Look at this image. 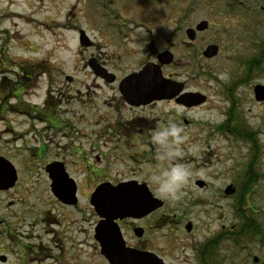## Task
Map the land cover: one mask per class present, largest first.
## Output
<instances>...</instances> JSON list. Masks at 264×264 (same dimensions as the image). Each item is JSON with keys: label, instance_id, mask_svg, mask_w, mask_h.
<instances>
[{"label": "rangeland", "instance_id": "1", "mask_svg": "<svg viewBox=\"0 0 264 264\" xmlns=\"http://www.w3.org/2000/svg\"><path fill=\"white\" fill-rule=\"evenodd\" d=\"M262 6L263 0H0V153L9 156L19 174L14 189L0 192V253H7L11 247L6 238L42 237L45 242L51 236L45 233V228L51 227L42 214L47 211L51 212L50 217L64 222L77 217L79 231H72L69 226V231L63 232L65 239L90 238L89 220L82 222L81 215L72 214L52 193L51 180L38 158L44 154L41 148L47 146L48 157H64L67 169L80 182L79 209H93L87 196L89 184L92 187L97 180L136 178L152 184L157 198L164 202L158 208L162 209L159 215H178L194 222L191 235L176 233V227L173 231L166 229L165 223L154 225L148 237H155L156 246L167 243L159 237L170 238L169 243L176 246L184 238L202 240L221 223L216 221L218 209L226 214L224 220L231 218L230 209H237L238 205H231L232 200L221 197L218 190L234 175L215 177L219 169L230 164L225 159L218 164L231 152L229 142L220 140L217 134L204 140L210 130L202 126L218 124L223 119L216 108L222 103L221 90L244 75L243 64L254 50L253 42L264 39V11L259 10ZM203 20L210 27L198 32L197 39L189 43L186 30ZM80 31L86 33L92 45L81 44ZM209 44L220 47L212 58L202 55ZM163 51L173 53L175 60L174 65L162 68L164 76L188 81L196 89L205 83L204 90L210 96L206 106L184 109L164 102L128 109L120 100L116 84H103L89 66V60L97 56L121 77L138 71L145 62L156 61V53ZM35 64L38 66L34 68ZM30 65L33 68L28 75L33 77L32 81L24 80L25 89L19 99L12 97L20 68ZM257 82L264 83V74L252 83ZM250 87L239 86L236 93L251 97ZM50 96L52 105L44 107V100ZM33 104L46 110V121L38 118L40 112L31 107ZM248 107L255 117L252 125L264 127V107L253 102ZM22 110L29 111L31 116L20 114ZM51 115L58 116L63 129L51 126ZM184 118L196 124L187 126ZM166 123H175L182 129L180 162L191 171L180 198L175 200L162 198L151 179L162 167L175 163L158 158V147L152 139L153 133ZM110 126L126 128L116 135L117 141L109 139L113 136ZM132 127H143L145 132L134 134ZM77 151L89 157L86 163L93 166L84 163ZM247 151L246 147L239 149V157L244 158ZM97 155L100 161L95 159ZM259 157L263 162L262 146ZM92 169L103 172L94 175ZM199 179L211 186L200 187L196 183ZM256 188L252 202L264 212V181ZM86 211L90 218L91 211ZM144 225L148 227L149 222ZM71 226L76 229L77 224ZM126 233L133 242L131 233ZM181 250L178 245L175 255H180ZM18 258L10 255L7 264H19ZM93 262L100 263L97 257Z\"/></svg>", "mask_w": 264, "mask_h": 264}, {"label": "flooded vegetation", "instance_id": "2", "mask_svg": "<svg viewBox=\"0 0 264 264\" xmlns=\"http://www.w3.org/2000/svg\"><path fill=\"white\" fill-rule=\"evenodd\" d=\"M259 10L264 11V6H262ZM198 32L196 33V36L193 40L188 38L189 43L194 42L197 39ZM253 43L254 50L249 54L248 59L243 64L244 75L242 77L234 78L229 85H227L228 83L225 84L224 88L220 92V96H223L220 100V102L222 103L220 107L216 108L219 112H221V116H223V119H221L218 124L214 122L215 124L213 123V125L208 123L206 126H202V128L210 130L209 132H207L204 140L209 139L208 137L211 134H217V137L220 140L229 142L228 148L231 150V152L228 153L225 158L219 159L218 164L224 163L223 159L230 162V164L227 165V168L219 169L215 174V177L217 179H221L222 177H225L227 175H230V177L232 176V174L234 175V178H230V182L221 186L218 191L221 197L232 200L231 205L234 206L236 204L238 205L240 202H242V200H244L243 198H245V201H243L244 205L242 206V209H230L232 212V217L226 220H224L226 214L223 213L222 209H218L216 221L218 220L221 223L218 224L216 230L207 233L200 241H195L191 238H184V240L181 239V243L178 242L177 246L174 242L169 243L170 238L168 237H159L162 240H165L167 243L163 246H160L158 244L156 246V244H154L153 242L157 241L154 239L155 237H148L150 229L155 228L154 225H156L157 227L165 223L164 227L166 229L170 227V229L173 231V227H176V233L184 232L191 235L195 230L194 222L190 220H182L178 215H169L166 213H162L159 215L158 213L162 209H155L145 215L115 219L114 222L117 224L126 246L137 250L141 254H143L144 252H148L152 253L153 256H155L154 259L146 258V260H140L139 264H174L175 260L178 261V264H181L183 262L184 264L188 262L190 264H264V212L260 211V209H258L252 202V196L254 192L258 190L256 188L258 183L264 181V161L260 163V160H263V158L259 157L261 146L264 147V127L262 125H252V119L255 117L251 113V109L248 107L249 102H253L254 104L257 103L261 107H264V99L259 100L256 97V86L260 85L264 87V83H252L257 78H259V75L264 74V39L259 43L257 42L258 44L255 42ZM90 44L92 45L93 43L90 41ZM203 53L202 55L204 56ZM159 54L160 53H156V61L145 62L138 71H140L144 66L148 64H160L158 59ZM174 64L175 60H173V62L169 65ZM166 65H162V68H164ZM89 66L91 67L92 73L96 76L97 80H100L103 84L109 86L111 84H116L118 92L120 94V100L128 109L131 110L154 107L158 105V103L164 102L172 103V105L179 106L184 109H192L196 107L206 106L208 102H210V96L204 90L205 83L202 84L201 88L196 89L194 87H191L188 81H178L174 80V78L169 79H171L173 82L183 83L182 91L175 97L161 100H152L147 103H139L135 100L129 102L122 94L120 85L128 75L138 71H133L120 77L116 73L112 72L104 62H100L97 56H93L89 60ZM20 69L21 73L18 74V82L15 84L17 88L15 89L16 91H14V93L12 94V97H16L17 99H19L20 97V92L25 89L24 80L32 81L31 79L33 78L28 75L32 70L30 66H23ZM248 84L251 86V97H247L245 94L239 95L238 93H236V91L239 89V86L244 87ZM186 93L199 94L188 95ZM51 97L52 96L47 97L44 100V107L49 106V104L52 105ZM250 98H252V100ZM31 107L34 108L35 111L40 112L38 118H44L43 120H45V118L49 116H47V112L45 109H40L34 104L31 105ZM6 109L7 107H5L4 110ZM11 109H14V107ZM54 111L52 113H54ZM19 113H26L31 116L30 112L27 110L19 111ZM183 120L186 124H188L187 126H194L196 124L192 119L184 118ZM48 121L52 124V127L56 129H63V127H60L61 122L58 120V116L51 115V118ZM124 127L125 126H110L109 129L112 130L110 131V133L112 132L113 136L109 139L116 140V135L122 134L120 130L126 129ZM149 128L151 127H148V129ZM132 129L134 130L132 132L134 134H143L145 132L143 131V127H132ZM123 134H126V131ZM18 135L20 137L23 136V134L21 133H18ZM232 147L234 148V150H232ZM242 147H246L248 150L247 154H243L244 158L239 157L238 152ZM38 149L39 152H41V149L44 152L43 156H41V158L38 156V158L39 160L41 159L40 161H42L45 165V170L48 176V165L58 164L64 167L65 171L69 175V178H71L75 182L76 196L78 198L77 204L65 203L55 195L54 196L61 204L68 208L67 210H69L72 214L81 215L80 219L82 220V222H86L87 220H89L92 232L90 233V238L87 236L85 239H65L63 237V232L69 231V226L72 231H79L77 217L73 218L74 220L70 219V221L64 222L55 217H50L49 215L51 212H43L42 214H45V216H47L45 220L48 222V224L51 225L50 228H45V233L51 236L49 238H46L45 242L42 237L17 239L6 238L5 240L10 242L11 247H9V250L6 251L7 253H0V263L7 264L10 261V255H18L19 264H94L93 261L96 257L100 262L98 264H111L108 258L102 253L101 243L96 237V228L104 218L98 214L97 210L92 204L91 207L93 209H79V192L81 187L80 182L76 179V177L72 176L70 171L67 169L68 162L65 161L64 157L60 156V154H57L55 157L49 158L48 146ZM32 150H34V148H32ZM76 154H79V156H81L79 158H81L84 163L90 160V158L85 154H81L78 151ZM0 159H2L4 162L10 163L17 173L18 179L14 186H11L8 189L0 188V192H8L15 188L19 180V174L16 166L10 160L7 154L0 153ZM95 159L100 161V156L97 155ZM86 164L93 166V163ZM97 171H100V173L103 172L101 169H92L94 175ZM133 180L137 181L139 184H144L145 186H147L150 193L154 197H158L152 184L147 181H139L136 178H124L118 181L109 179H103L101 181L97 180L94 186L91 187V185L89 184L90 189L87 196H89V198L91 199L92 194L101 184L109 183L112 184V186H118L122 182ZM200 182L202 183V185H200ZM196 183L204 189H207L211 186L210 182L203 179L197 180ZM10 204H12V201ZM86 210L91 211L89 215L90 218L86 217ZM152 218H154L153 222L150 221L152 220ZM2 222L3 221L0 220V224ZM146 222H149L148 227L144 225L146 224ZM62 223L66 224L67 226L64 225L65 227L60 228L62 226ZM172 223H175L176 225L171 226ZM73 224H77L76 229L72 228L71 225ZM54 225L58 226L59 229H62L64 231L59 232V230L54 229ZM188 226H191L192 228L189 229ZM83 230L84 233L88 232V229ZM126 231L131 233V235L133 236V242L128 237ZM159 238L157 237L156 239ZM178 245L182 250L181 254L176 256L175 250L176 248H178ZM13 246H16V249L12 248ZM96 248L97 253L95 251Z\"/></svg>", "mask_w": 264, "mask_h": 264}, {"label": "water", "instance_id": "3", "mask_svg": "<svg viewBox=\"0 0 264 264\" xmlns=\"http://www.w3.org/2000/svg\"><path fill=\"white\" fill-rule=\"evenodd\" d=\"M208 28L209 22L203 20L195 28L190 27L187 29L188 38L193 40L198 31H204ZM80 42L83 45L90 44L84 31H80ZM218 52L219 46L210 44L203 54L207 58H212ZM158 59L160 64H148L140 71L128 75L121 82L120 90L129 102L135 100L139 103H147L152 100L172 98L182 91L183 83L173 82L165 77L162 71V65L173 62V53L163 51L159 54ZM186 94L198 95L199 93ZM256 97L259 100L264 99L263 86H256ZM47 171L52 181L53 194L65 203L77 204L76 184L69 178L64 167L51 164L48 165ZM17 179L14 167L0 159V188L8 189L14 186ZM200 185H202L201 182ZM90 202L98 214L104 218L96 228V237L101 243L102 253L111 264H139L140 260L155 258L152 253L144 252L141 254L137 250L126 246L118 226L114 222L118 218L148 214L164 205L161 199L150 193L147 186L139 184L135 180L122 182L118 186L104 183L92 194ZM188 228L191 229L192 227L188 226Z\"/></svg>", "mask_w": 264, "mask_h": 264}, {"label": "clouds", "instance_id": "4", "mask_svg": "<svg viewBox=\"0 0 264 264\" xmlns=\"http://www.w3.org/2000/svg\"><path fill=\"white\" fill-rule=\"evenodd\" d=\"M152 139L158 147V158L161 161H174L175 163L162 167L152 175L151 179L162 198L179 199L181 190L191 175L188 166L180 162L181 145L184 141L182 129L175 123L161 124L153 133Z\"/></svg>", "mask_w": 264, "mask_h": 264}, {"label": "trees", "instance_id": "5", "mask_svg": "<svg viewBox=\"0 0 264 264\" xmlns=\"http://www.w3.org/2000/svg\"><path fill=\"white\" fill-rule=\"evenodd\" d=\"M36 65V64H35ZM33 65V67L35 68V67H37L38 65ZM31 65H30V68H33ZM244 200H242V202H240L239 204H238V208L237 209H242V206L244 205V202H243Z\"/></svg>", "mask_w": 264, "mask_h": 264}]
</instances>
